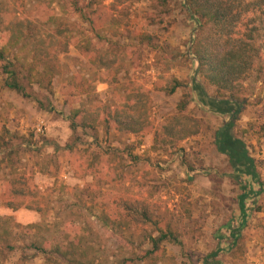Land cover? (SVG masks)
Masks as SVG:
<instances>
[{"label": "rangeland", "instance_id": "1", "mask_svg": "<svg viewBox=\"0 0 264 264\" xmlns=\"http://www.w3.org/2000/svg\"><path fill=\"white\" fill-rule=\"evenodd\" d=\"M32 1L10 0V7L17 5L20 15L28 18L43 2L69 25L73 42L67 48L49 46L57 51L50 58L55 69L51 92L36 88V99L28 100L0 88V130L13 137L11 149L0 153V160L13 153L15 165L3 176L18 191L23 189L12 206H0V219L8 223L4 228L16 245L13 252L0 254V264H44L42 256L23 258L34 255L25 249L27 244L63 242L76 234L96 248L102 262H114L142 245L148 248L145 237L154 229L136 222L129 207L147 209L161 227H170L185 242L183 250L164 244V257L157 264H203L205 259L208 264H264V77L245 81L247 105L234 129L256 160L259 182L254 183L236 178L226 157L215 149V133L230 117L212 113L193 90L194 81L201 83L192 51L199 22L185 0L130 5L97 0L107 17L115 19L101 30L102 44L52 0ZM88 1L80 0L84 6ZM86 40L95 48L120 53V61L108 69L91 65L80 51ZM75 77L86 82L89 94L75 98L73 107H85L99 126L97 133L80 131L76 144L63 92ZM173 80L184 86L168 96L165 89ZM127 89L148 96L150 129L137 136L115 128L105 133V109L120 103L116 94L124 97ZM205 89L214 95L213 88ZM184 94L190 95L186 114L200 123L199 133L170 144L156 140L162 121L177 114ZM244 191L249 195L247 222L240 228ZM104 216L120 222L106 226ZM236 229L240 237L235 246L220 251L219 237L231 243ZM218 251L216 258L210 257Z\"/></svg>", "mask_w": 264, "mask_h": 264}, {"label": "trees", "instance_id": "2", "mask_svg": "<svg viewBox=\"0 0 264 264\" xmlns=\"http://www.w3.org/2000/svg\"><path fill=\"white\" fill-rule=\"evenodd\" d=\"M116 1L121 5H130L143 0ZM30 2L33 4L34 1ZM51 4H56L63 14L79 19L86 26L87 32L100 40V44L104 38L101 30L115 22L114 18L107 17L102 11V5L97 0H89L85 6L80 0H52ZM16 7L15 4L10 7V0H0V88L23 99L35 100V89L51 92L55 77L50 58L57 51H52L49 46L67 48L73 42L72 31L69 25L54 17L43 2L32 8L28 18L20 15ZM185 7L199 22L192 51L198 62L197 72L201 83L194 81L193 90L212 113L230 117L229 123L215 133V149L226 157L236 178L247 177L258 183L256 160L250 155L243 139L234 133V129L247 105L245 81L252 76H255L256 81L264 77V0H185ZM80 51L91 65L102 69H108L120 61V53L95 48L90 40H86ZM71 81L67 87H63V92L66 94L65 101L71 107L67 120L72 143L76 144L80 140V131L97 133L99 126L85 107H73L75 98L89 94L86 82L76 77ZM183 86L180 81L173 80L165 92L172 96ZM205 87L213 88L214 95L209 96ZM123 93L124 97L116 94L120 103L105 109L101 125L105 133H109L111 128L135 136L148 131V96L133 94L128 89L123 90ZM189 104L190 95L184 94L177 105V114L162 121L155 135L156 140L163 138L170 144L174 140L184 141L199 133L200 123L186 114ZM12 139L8 131L0 130V153L11 149ZM12 155H4L0 160V206H12L13 197L23 194V189L18 191L17 185L8 176H3L4 170L15 167ZM243 194L240 199V228L247 222L245 201L249 195L245 191ZM129 208L136 222L140 220L154 229L155 233L145 237L148 248L142 245L114 262H102L96 248L79 239L76 234L63 242L33 241L25 246L26 250L34 252L33 257L24 255L23 258L42 256L44 264H157L164 257V244L172 243L182 250L185 248L180 234L170 227H161L147 209ZM101 219L106 226H115L120 222L109 216ZM0 220L3 222L0 229V254L13 252L16 245L12 242V235L4 228L8 223ZM230 235L231 243L225 241L227 237H219V245L222 247L220 251H229L235 246L240 237V229ZM218 253L210 257L216 258ZM203 264H208V260L205 259Z\"/></svg>", "mask_w": 264, "mask_h": 264}]
</instances>
